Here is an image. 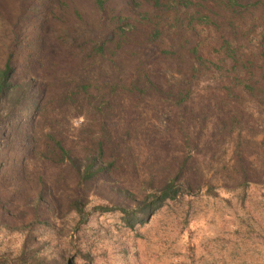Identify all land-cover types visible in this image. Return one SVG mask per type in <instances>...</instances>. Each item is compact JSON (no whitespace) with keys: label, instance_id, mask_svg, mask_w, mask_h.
<instances>
[{"label":"rangeland","instance_id":"1","mask_svg":"<svg viewBox=\"0 0 264 264\" xmlns=\"http://www.w3.org/2000/svg\"><path fill=\"white\" fill-rule=\"evenodd\" d=\"M101 1L0 0V264H264V0Z\"/></svg>","mask_w":264,"mask_h":264},{"label":"trees","instance_id":"2","mask_svg":"<svg viewBox=\"0 0 264 264\" xmlns=\"http://www.w3.org/2000/svg\"><path fill=\"white\" fill-rule=\"evenodd\" d=\"M99 1V5L102 8V1ZM231 4L235 5L238 0H230ZM233 1V2H232ZM11 68L7 64L6 68L0 72V112L2 109L11 110L14 104H19L24 100L27 87L26 85L16 86L9 82V75ZM264 107V103H262ZM70 166L77 172L80 183L91 180L101 173H104L108 169V165L103 161L102 157H88L84 160L77 159L70 156L66 151L62 150ZM101 156H103L101 154ZM212 188L209 189L211 191ZM177 190L172 183L167 184L160 192L159 195H154L153 200L149 203L140 213H134L129 215L127 211L123 210L126 215V223L129 226H134L137 222H140L146 215L151 214L157 208L162 207L163 203L167 200H173L176 198ZM102 212H108L107 208L101 207Z\"/></svg>","mask_w":264,"mask_h":264}]
</instances>
